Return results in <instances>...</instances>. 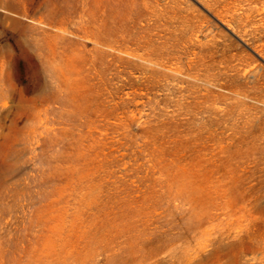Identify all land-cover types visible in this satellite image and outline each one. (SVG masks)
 Returning <instances> with one entry per match:
<instances>
[{
  "label": "rangeland",
  "instance_id": "374dc122",
  "mask_svg": "<svg viewBox=\"0 0 264 264\" xmlns=\"http://www.w3.org/2000/svg\"><path fill=\"white\" fill-rule=\"evenodd\" d=\"M0 264H264V0H0Z\"/></svg>",
  "mask_w": 264,
  "mask_h": 264
}]
</instances>
